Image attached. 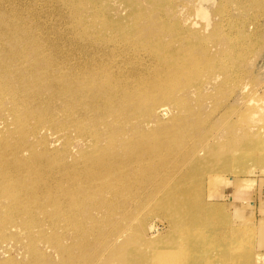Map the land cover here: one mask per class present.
<instances>
[{
  "label": "rangeland",
  "instance_id": "374dc122",
  "mask_svg": "<svg viewBox=\"0 0 264 264\" xmlns=\"http://www.w3.org/2000/svg\"><path fill=\"white\" fill-rule=\"evenodd\" d=\"M79 1L7 0L17 44L0 16V86L19 101L0 100V264H125L142 235L176 243L154 187L191 149L206 146L204 159L246 138L262 152L190 178L204 173L214 233L264 264V214L250 203L264 192V0ZM16 46L28 69L16 59L3 73ZM208 208L191 214V251L211 235Z\"/></svg>",
  "mask_w": 264,
  "mask_h": 264
},
{
  "label": "bare ground",
  "instance_id": "6f19581e",
  "mask_svg": "<svg viewBox=\"0 0 264 264\" xmlns=\"http://www.w3.org/2000/svg\"><path fill=\"white\" fill-rule=\"evenodd\" d=\"M73 1L75 4L80 2L79 0ZM153 2L155 3L156 0ZM64 3L73 4L70 1H65ZM160 4L161 2H159V5ZM8 6L7 0H0V16L5 18V20H3V23L6 24L4 26L7 33L5 37L9 41L17 44L24 38L17 34V32L24 31V26L18 24L17 20L15 21V15H13L12 19L9 10L10 6ZM133 6H135V4H133ZM81 7L82 8L79 9L87 12L88 10H91L92 5L89 1L85 0L81 4ZM242 32L245 36L244 39L248 40V33H246L244 29ZM230 37L231 36H229L228 41L231 40ZM15 48V51L11 50L14 53L13 55H7L5 57V61L2 64L3 73H15L14 63L16 59L21 61L23 67L21 70L28 69V65L23 61V58L25 53L29 51L24 49V47L16 46ZM232 52V50L228 51L224 49L221 50L220 53L229 54ZM18 81L19 80L17 79V82ZM2 89V86H0V100L6 95L8 98L10 97L13 99L15 107H17L19 105L17 95H15V93L7 95L2 93ZM160 110L164 111L166 108H161ZM28 111L30 112V109L27 110V113ZM243 138H246V136L241 134L236 140L239 141ZM228 139L233 141L234 135L228 133ZM239 143H237L238 145L236 144L235 146H232V149L229 150L230 152H220L217 148L212 156L210 155L213 153L210 154L207 150L204 159L200 157V152L204 151L206 146H204L200 152L199 150L194 151L193 148L190 150V153L192 152L191 161L186 167L181 168L178 172L168 178H163L158 184H156L150 200L155 201L157 199L158 201L161 198L160 196L163 195L161 202L159 200L155 204L154 210L161 213L162 217L167 220L177 242L168 243L163 240H152L147 239L146 235H142L139 242L135 244L138 249L132 248L131 250L133 251L128 254L126 253L125 257L121 259L124 260L125 264H248V261L246 263L243 262L240 259L241 255L235 252L236 244L230 239L231 234L222 232L224 226L220 223L219 220L221 219L218 218L213 207L202 203L197 196L201 191L199 188L203 181L204 176H202V174L204 173L200 174L199 178L196 180L190 178V173L192 171L195 170L201 172L198 167H204L205 172L208 175H211L212 173L221 174L230 171L233 168L231 164L234 162V159H243L247 157V155H255L257 151H260V153L262 152L257 144H248L247 138L245 141L242 140L241 143ZM207 156L210 157L207 158ZM199 205L209 207L204 211L201 218L203 222L207 224L206 226L210 230L211 235L202 232L197 233V238L193 242V245L197 244L198 246V250L195 252L190 250L192 242L186 239V235L191 234V226L197 225L196 219L191 217V214H195L194 211L197 210ZM178 209H182L181 215L176 213ZM215 225L222 227V229L216 228L214 233Z\"/></svg>",
  "mask_w": 264,
  "mask_h": 264
},
{
  "label": "crops",
  "instance_id": "0c3cea01",
  "mask_svg": "<svg viewBox=\"0 0 264 264\" xmlns=\"http://www.w3.org/2000/svg\"><path fill=\"white\" fill-rule=\"evenodd\" d=\"M237 198H240L237 196ZM251 209H255L256 211L262 212L264 214V192L260 197L257 196L256 200L250 201ZM249 209V208H248Z\"/></svg>",
  "mask_w": 264,
  "mask_h": 264
}]
</instances>
